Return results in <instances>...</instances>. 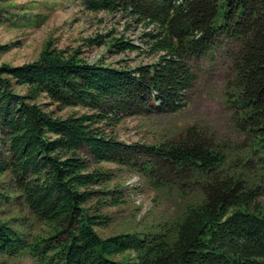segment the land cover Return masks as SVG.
Segmentation results:
<instances>
[{
	"label": "trees",
	"instance_id": "trees-1",
	"mask_svg": "<svg viewBox=\"0 0 264 264\" xmlns=\"http://www.w3.org/2000/svg\"><path fill=\"white\" fill-rule=\"evenodd\" d=\"M81 1L90 12H121L151 26L143 37L155 59L133 67L88 62L79 47L58 48L47 39L31 61H0V205H21L43 226L24 227L26 215L15 225L0 218V258L264 264V0ZM220 40L236 42L225 98L233 127L244 135L241 150L198 124L160 143L118 137L114 127L124 117L185 106L196 79L187 57L205 55ZM85 42H108L118 53L141 49L122 35ZM12 46L0 43V54ZM41 96L57 109L82 111L57 115ZM102 163L137 171L156 190L183 194L184 184L195 187L196 199L154 227L100 235L95 228L107 227L108 209L123 201Z\"/></svg>",
	"mask_w": 264,
	"mask_h": 264
},
{
	"label": "rangeland",
	"instance_id": "rangeland-1",
	"mask_svg": "<svg viewBox=\"0 0 264 264\" xmlns=\"http://www.w3.org/2000/svg\"><path fill=\"white\" fill-rule=\"evenodd\" d=\"M150 27L135 23L121 12H90L83 7L81 0H11L0 3V43H13L8 51L0 54V61L11 65L31 61L37 57L44 42L50 39L58 48L79 47L82 57L88 62L102 61L114 66L133 67L155 59L145 51L143 32ZM95 34L122 35L141 49L118 53L108 42L86 44V39ZM105 38L107 41L108 36ZM235 49L234 40H220L205 55L188 56L196 79L189 91L187 104L175 112L124 117L114 127L118 137L125 142L160 143L176 138L186 126L198 124L214 132L219 139L229 141L236 151L241 150L244 135L233 127L231 110L225 98L226 80ZM15 90L24 93L20 87L15 86ZM38 101L48 103L44 108L57 115L82 111L76 107L57 109L43 96ZM102 166L111 169L108 185L121 188L123 201L108 209L110 222L107 227L95 228L100 235L154 227L172 218L179 206L196 199V188L187 184L183 185L185 192L182 195L173 190L160 191L137 171L111 163H102ZM19 209H22L21 205L1 204L0 218L15 225L23 215L29 216L26 210L23 214ZM27 218L21 223L24 227L32 231L42 229L43 226L33 222L31 217L27 223ZM0 264L37 263L28 254H21L3 256Z\"/></svg>",
	"mask_w": 264,
	"mask_h": 264
}]
</instances>
